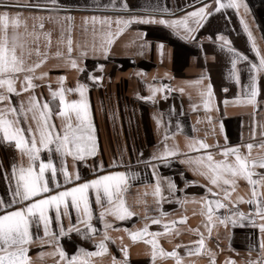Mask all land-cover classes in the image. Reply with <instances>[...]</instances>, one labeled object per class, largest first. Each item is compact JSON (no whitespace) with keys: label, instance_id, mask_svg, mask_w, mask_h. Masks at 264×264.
<instances>
[{"label":"crops","instance_id":"crops-1","mask_svg":"<svg viewBox=\"0 0 264 264\" xmlns=\"http://www.w3.org/2000/svg\"><path fill=\"white\" fill-rule=\"evenodd\" d=\"M5 2L16 5L6 9L10 16L18 15L22 25L23 22L27 23L29 32L35 27L40 33V56L33 52L28 62L34 63L47 56L35 73L37 76L47 73L45 78L34 81L39 85L34 93L24 92L13 96V105L25 101L27 107V98L34 94L40 103L48 101L55 112L58 111L59 101L58 98L53 100L51 97L49 84L52 90L58 89V77L64 76L65 88H75L77 82L87 85L85 95L95 126L97 151L95 156L87 157L85 161L67 157L68 171L79 172L80 182L112 171L135 174L134 178L130 177L128 190L124 193L126 205L135 215L123 221L115 219L111 214L105 217L112 225L108 233L115 242L106 241L109 254L92 258L95 264H111L112 257L122 261V245L127 246V264H153L152 245L145 242L150 237L132 241L128 233L123 231L125 228H143L146 223L150 232L161 233L155 237V264H176L175 258L162 257L160 249L165 253L175 249L183 264H225L226 261H234L235 264L256 261L258 264H264L259 247L261 233L259 228L254 226V223L258 225L261 221L254 214L255 205L246 202L251 197V187L247 181L242 178L237 180L231 192L232 203L228 208L220 209L216 213L232 216L235 212L237 222L232 224L229 221L227 226L216 224L209 236L205 227L207 217L202 214L203 205L191 201L205 195L202 185L213 186L198 171H194L197 167L195 164L181 162L186 157L194 158L203 153L204 150L197 152L188 147L199 140L213 145L208 150L213 153L219 151L215 147L217 144L223 147L226 144L232 146L253 143L252 157L259 159L264 156V147L259 146L264 141L260 127L264 124V76L259 79L261 92L254 109L243 99L247 91L245 85L249 83L246 62L239 61L237 64L240 74V83L237 84L230 75L232 54L228 52L223 41L217 39V35L226 37L231 47L249 58H254L248 34L241 24L243 18L257 46L264 52V0H242L243 4L247 5V11L241 7L239 15L234 9L213 14L193 34L194 39L181 38L183 29L177 32L160 24L133 22L126 27L120 25L123 30L112 37L107 56L101 51H94V48L98 49L106 41L109 31L116 32L117 17L128 19L131 16L155 15L157 18L164 16L167 19H177L186 11L192 10L187 7L189 4L194 7L199 4H194V0H126L129 9L125 10L121 8L125 0H57L62 9L49 12L46 8L51 6L50 0ZM165 8L168 11H163ZM69 16L72 18L70 21L66 19ZM94 16L101 20L111 17L112 24L109 26L99 22L93 23ZM41 17L43 29L39 28ZM19 32H24L23 26ZM43 33L51 34L50 45ZM16 34L10 27L9 39ZM69 37L72 40L70 56L77 60L79 67L84 71H78L68 63ZM58 51L60 55H57ZM81 51H86L87 55L80 56ZM89 74L100 79H89ZM209 84L211 96L207 89ZM149 85H167L171 90L158 92L152 100L141 99L151 94ZM16 87L19 89V83ZM68 98L77 99L78 93H69ZM53 119L59 127L61 120L55 117ZM157 120L160 121L159 125ZM253 126L256 129L255 137H252ZM165 135L168 137V147L177 149L180 154L164 160L152 159L154 155L159 156L164 151ZM52 147L54 163L59 167L60 158L55 154L54 145ZM241 151L247 152L248 149L242 147ZM42 155L46 158L47 153ZM214 158L222 157L216 155ZM21 160L14 142H0V164L3 165V170L10 171V164L13 161L20 163ZM114 164L116 166L112 167ZM256 171L264 170L257 168ZM157 179L160 181L161 193L166 198L160 202L159 207L157 198L152 195ZM58 181L63 184V177L59 174ZM169 181L175 185L171 192L168 188ZM192 181L197 183H189ZM8 186L9 181L0 174V197L6 201L9 199ZM213 191L219 189L213 187ZM260 191L264 193V187H261ZM239 197L245 202L238 200ZM89 199L93 209L91 223L97 232L89 234L90 238L85 237L82 234L85 225L76 224V213L71 209V222L81 229L80 233L66 231L65 235L59 236V226L53 220L50 231L57 233L58 238L53 243L42 244L35 240V237H43V227L37 228L33 225L30 231L34 234L35 242L29 245L28 253L32 264H58V253L52 254L57 244L69 258L81 248L87 251L97 250L95 244L103 239L104 225L99 220L103 209L95 203V192L90 191ZM177 199H187L189 202L178 204L175 202ZM160 209L168 213L161 217L163 222L177 221L168 233L164 232L163 223L152 224L150 219H146L158 217ZM241 212L246 214L242 219L239 217ZM49 214L54 217V210H50ZM181 216L186 217L183 223L179 222ZM62 223L67 230L69 217L64 216ZM197 230L205 237V248L198 254L193 252L189 255L187 249L194 248L193 242L200 239ZM40 253L43 255H39Z\"/></svg>","mask_w":264,"mask_h":264},{"label":"snow or ice","instance_id":"snow-or-ice-1","mask_svg":"<svg viewBox=\"0 0 264 264\" xmlns=\"http://www.w3.org/2000/svg\"><path fill=\"white\" fill-rule=\"evenodd\" d=\"M51 6L46 10L49 12L60 11L62 6L57 4V0H50ZM194 4H199L194 7L189 4L187 7L192 8L191 11H186L185 14L177 19H167L164 16L157 18L155 15L148 16H131L128 19L116 18L115 24L117 30L115 33L109 31L107 39L98 49L94 51H101L105 56L109 52V45L112 43V37L118 35L123 29L120 25L125 27L129 24L144 23V24H160L179 32L183 29V39H194L193 35L200 27L203 26L208 17L221 10L234 9L237 15L241 7L247 11V5L243 4L242 0H194ZM6 3L5 0H0V142H14L15 149L19 151L22 158L20 163L13 161L10 164V171L3 170V165L0 164V174L4 179L9 181L8 196L6 201L0 197V264H32L29 256V245L39 240L43 243H53L58 238L57 233L50 231V226L53 220L59 226V236H63L67 232L76 231L81 232V229L76 227L71 222V210L76 213V224L85 225L83 235L90 238L89 234H95L97 229L92 225L93 209L90 203V191L95 192V203L100 206L103 211L99 214V220L104 225L103 239L95 244L96 251H87L85 249H78L76 254L70 258L59 247L55 249L53 255L57 254L60 257L58 264H95L92 258L99 257L108 253L106 241L115 239L108 233V229L112 227L105 217L109 214L117 220H126L131 218L135 213L126 205L124 193L128 190L130 177L134 178V173L112 171L104 175H98L94 179L84 180L80 182L81 177L79 172H69L66 166L67 157L71 156L73 160L85 161L87 157L96 155L97 142L95 135V126L92 121L90 105L86 98L87 85L77 82L75 88L64 87V76L58 77L60 87L56 90L51 89L49 84V91L53 100L58 98V111H53L50 103L44 101L40 103L37 97L33 94L27 98V107L25 101H20L18 105H13L12 97L19 96L24 92H33L39 85L35 84L36 79H44L47 73H40L37 76L36 69L41 66L45 55L42 59L34 63H29V59L33 52L40 56L38 47L40 33L33 28V31L27 30V23L20 20L19 16H10L6 9L15 7ZM37 7L38 5H31ZM122 9L128 10L129 6L125 2L121 5ZM163 11H168L166 8ZM51 18V17H49ZM69 21L70 16L66 17ZM39 28L43 29V18ZM93 23L99 22L102 24H112L111 17H104L102 20L98 17H92ZM87 22V18H85ZM241 24L244 31L248 34L250 42V50L254 53V58L238 52L235 48L230 46V41L222 35H217V39L223 41L227 47L228 52L232 54L231 73L230 75L235 79L236 83H240V74L237 69L239 61L246 62L247 71L249 73V83L245 85L247 89L244 95V102L251 105L254 109L257 107V97L260 95L261 89L259 86V79L264 76V52L257 46L252 32L249 29L245 20L241 19ZM23 26L24 32L20 33L19 29ZM16 31V35L10 40L8 36L9 28ZM47 38V43H51V34L43 33ZM34 47H32V46ZM47 46V45H46ZM162 47V45H161ZM67 51L69 53L68 63L72 68L78 71H84L80 68L77 60L71 58L72 40L69 37L67 40ZM61 53L58 51L57 55ZM86 51H81L80 56H86ZM102 68V66H101ZM89 79L99 80L100 77H95L89 74ZM19 83V89L16 85ZM168 89L167 85L155 87L149 85L150 95L141 97L144 100H152L158 92ZM208 94L211 96V84L207 86ZM169 91L171 89H168ZM183 91V89H180ZM227 91V89H225ZM69 93H78L77 99H69ZM239 100V97L237 98ZM227 104V101H225ZM207 107V104H205ZM31 113V117H29ZM59 118L61 124L59 127L54 123L53 118ZM210 119V118H209ZM160 121L157 120L159 125ZM34 125V126H33ZM261 135L264 136V124L260 125ZM221 130L223 126L221 125ZM255 126L252 128V137H255ZM167 135L164 137V151L159 156H153L152 159L164 160L167 157H174L179 155L177 149L169 148L167 145ZM55 154L60 158L59 167L54 163L53 146ZM264 147V141L259 145ZM190 150L199 152L204 150L201 155L196 157H186L182 163L195 164L197 167L194 171H198L200 175L204 176L209 184L219 191L214 192L213 187L202 185L205 188V195L199 199H193L192 203H200L203 205L202 214L207 217V224L209 236L212 234L213 226L221 224L227 226L230 221L232 224L237 222L236 213L232 216L216 214L220 209H226L232 203L231 192L234 190L237 180L244 179L251 187V197L246 201L250 205H255L254 214L260 219V223L254 226L259 228L261 239L259 247L261 250V257L264 258V193L260 191L264 187V171H256L257 168L264 170V156L259 159L253 158L251 149L254 147L253 143L246 145H225L221 147L219 144L215 145L219 149L217 153L208 151L213 147L203 140L196 141L194 144L188 145ZM248 149L247 152H242L241 148ZM46 152V158L43 153ZM219 155L221 159L214 157ZM26 158V162L24 159ZM116 165H112L115 167ZM103 168V165H100ZM58 174L63 177V184L58 181ZM155 175V172L153 173ZM191 184L196 181L189 182ZM70 185V186H69ZM187 186V185H186ZM169 192H171L175 185L171 181L168 182ZM157 198V205L166 198L161 193L160 181L157 179L152 193ZM212 197V198H210ZM238 200L243 201L242 197ZM171 202V201H169ZM178 204L189 202L187 199L175 201ZM50 210H54L55 215L50 216ZM158 217L146 218L150 219L152 224L163 223L164 232H170L176 225V220L163 222L161 217L168 215L159 210ZM245 213H239L242 219ZM69 217V227L64 228L62 218ZM186 217L181 216L179 222L183 223ZM35 225L37 228L43 227V237L36 236L30 229ZM124 232L128 233L132 241L144 239L146 243L152 245L153 264H155L157 240L155 237L161 235L160 232H150L147 223L143 228L137 230H129L125 228ZM198 232V230H197ZM200 239L193 242L195 247L187 249L189 255L200 253L205 248V237L198 232ZM45 237L51 239L45 240ZM177 247H180L177 245ZM121 252L124 254L122 261H117L115 257L111 258V264H127V246L122 245ZM39 255H43L40 253ZM160 255L171 256L176 259V264H183L179 253L175 251L165 253L160 249ZM213 255L214 254H211ZM225 264H235L234 261H226ZM249 264H258L256 261H249Z\"/></svg>","mask_w":264,"mask_h":264}]
</instances>
